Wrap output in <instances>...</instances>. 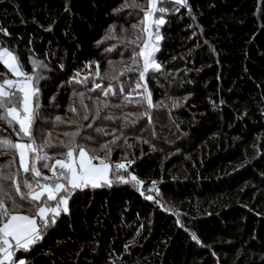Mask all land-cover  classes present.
Masks as SVG:
<instances>
[{"label":"trees","instance_id":"1","mask_svg":"<svg viewBox=\"0 0 264 264\" xmlns=\"http://www.w3.org/2000/svg\"><path fill=\"white\" fill-rule=\"evenodd\" d=\"M159 7L161 68L141 80L143 58L133 64L129 50L142 48L148 34L131 24L144 19L148 0H0V29L8 33L0 31V47L18 57L23 71L42 77L36 142L48 133L53 144L67 142L64 133L79 128L92 137L76 138L95 149L90 155L105 158L101 144L112 149L111 184L74 190L69 211L29 250L16 252L18 260L264 264V0H167ZM32 60L44 67L34 69ZM115 61L127 63L118 68ZM0 74L11 78L3 64ZM98 108L101 118L93 119ZM0 136L14 137L13 129L0 124ZM45 150L50 163L65 158L62 147ZM11 156H0V164ZM24 179L35 182L21 173L27 194ZM22 203L21 213L30 214Z\"/></svg>","mask_w":264,"mask_h":264},{"label":"snow or ice","instance_id":"2","mask_svg":"<svg viewBox=\"0 0 264 264\" xmlns=\"http://www.w3.org/2000/svg\"><path fill=\"white\" fill-rule=\"evenodd\" d=\"M163 2L164 0H148L149 7L147 11L143 12L144 20H149L156 13L163 15L165 9L157 6L158 3ZM175 2L183 4L185 0H175ZM132 7L138 8L139 5L134 3ZM141 23L143 24V21ZM153 23L157 31L155 33L148 32L149 38L144 41V46L138 51L133 48V64L138 63L141 57L143 58L142 70L139 71L141 80L145 79L150 70L158 71L161 68V65L156 63L155 53L159 51L157 44L161 40L158 29L165 21L161 18L154 20ZM135 27L133 25V28ZM146 30L141 29L142 32ZM0 31L8 34L6 29H0ZM108 50L111 51V49ZM31 63L34 69L44 67L41 62L36 60H32ZM0 64H3L14 77L9 79L4 74H0V124L6 123L14 132V137L0 136V156L12 153L7 165L0 164V264H26L23 259L18 262L14 259L16 252L29 250L31 245L42 239L41 233L56 223V218L61 212H68V198L74 190L89 186L92 188L101 187V182L111 184L108 177L113 166L107 163L106 159L112 149L108 143L101 144L99 150L105 153V158L90 155V151H95V149L86 150L76 138L80 137L83 140L91 141L92 137L81 136L79 128L73 133H64L69 137L67 142L61 140L57 144H53L51 133H48L43 143L38 144L35 139L38 129L35 125L38 120L43 121L39 113L40 104L38 102L40 91L38 84L42 77L23 71V65L19 62L18 57L8 48L0 47ZM127 70L133 71L132 68ZM99 74L97 65L96 75L99 76ZM97 87L100 86L97 85ZM137 87L139 88L140 85L138 84ZM145 93L144 100L151 107V93L147 92L146 85ZM107 94L106 91L105 95ZM80 96L82 97L83 93H80ZM125 99L128 100L129 97L126 96ZM81 106L85 109L88 107L84 104L83 99H81ZM103 107L107 108L108 105L105 103ZM69 111L76 112V109L72 107ZM99 118H101V111L98 108L93 119ZM103 118L111 119L112 117L105 116ZM55 119L57 123H64L59 116ZM83 119L88 120L89 116L85 114ZM87 127L92 128V124ZM95 131L104 133L105 130L96 128ZM117 139L119 137L113 139L111 143L115 144ZM53 147L65 149L66 151L61 153L65 158L48 163L53 157L49 156L44 149ZM94 160H98L99 163H93ZM37 162H42V167L48 169L51 175H44L37 167ZM13 165H17L15 171L12 170ZM114 167L119 170L126 168V165L118 163ZM21 173L31 176L35 182L34 187L33 183L27 179L23 180V187L29 189L27 194L21 191ZM117 179L128 182L124 181L122 176H117ZM131 180L137 184L141 183L135 176H132ZM52 201H55V206L49 203ZM22 202L28 203L30 214H21ZM193 239H196L195 235H193Z\"/></svg>","mask_w":264,"mask_h":264},{"label":"rangeland","instance_id":"3","mask_svg":"<svg viewBox=\"0 0 264 264\" xmlns=\"http://www.w3.org/2000/svg\"><path fill=\"white\" fill-rule=\"evenodd\" d=\"M165 1H167V0H164V2ZM158 7L159 6H161V3H158V5H157ZM148 7H149V5H148ZM147 9L148 8H146V10L145 11H147ZM155 15V14H154ZM154 15H153V17H151V18H149V20H144V19H141L140 21H136V22H133L132 24H131V27H132V29H134V30H140V29H142L143 28V24L141 23V21H144V29H147L146 31H145V36L148 34V32L149 31H151V32H153L154 33V30H155V26H154V23H153V21L155 20V18H154ZM135 16V15H134ZM132 20H129V21H127V22H131ZM133 25H135L136 27L135 28H133ZM113 28H116L115 26H112ZM121 28H123V29H125L124 31H126L127 30V27L125 26V24H122L121 25ZM112 33V32H111ZM148 38H149V36H148ZM153 39H154V37H153ZM133 41H135L136 42V44H139V46H142V45H140V44H142L141 42H138V40H133ZM144 46V45H143ZM133 50V48L132 49H130L129 50V52L130 51H132ZM15 55V54H14ZM16 56V55H15ZM126 61H115L114 62V64H115V66L116 67H118V68H120V67H125V65H126ZM46 71H47V69H46ZM14 77L12 76V74H11V78L10 79H13ZM41 143V142H40ZM40 143H38V144H40ZM44 151H46L45 149H44ZM47 152V151H46ZM57 160V159H56ZM55 162V160H53L51 163H54ZM48 163H50V161H48ZM38 164H39V162H37V167L39 168V166H38ZM129 167V166H128ZM43 170V169H42ZM121 172H123L124 170L123 169H121L120 170ZM49 174L51 175V172H49ZM132 176H134V175H131V177ZM131 177H130V179H131ZM138 180V179H137ZM139 181V180H138ZM133 183L135 184V186H139V184H137L135 181H133ZM67 207H68V211H69V199H68V203H67ZM16 255V254H15ZM14 259L18 262L19 260L14 256Z\"/></svg>","mask_w":264,"mask_h":264},{"label":"crops","instance_id":"4","mask_svg":"<svg viewBox=\"0 0 264 264\" xmlns=\"http://www.w3.org/2000/svg\"><path fill=\"white\" fill-rule=\"evenodd\" d=\"M59 159V158H58ZM62 160V159H61ZM107 163H109L108 161H106ZM93 163H96V164H98L99 163V161H93ZM110 164V163H109ZM110 180H111V171L109 172V177H108ZM102 184H103V182H101ZM52 206H55V204L54 205H52ZM21 214H24V213H21Z\"/></svg>","mask_w":264,"mask_h":264}]
</instances>
